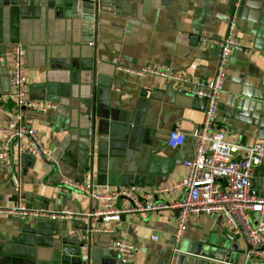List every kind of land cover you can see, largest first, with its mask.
Wrapping results in <instances>:
<instances>
[{
  "label": "crops",
  "instance_id": "0c3cea01",
  "mask_svg": "<svg viewBox=\"0 0 264 264\" xmlns=\"http://www.w3.org/2000/svg\"><path fill=\"white\" fill-rule=\"evenodd\" d=\"M97 43L81 40L79 19L56 16L31 0H0V127L15 114L8 70L11 45L26 51L27 97L46 100L55 108H22L20 125L42 136L49 156H18L0 162V206L33 203L31 209L49 212L63 208L90 209L96 201L87 194L64 189L63 177L82 180L92 174L95 190L106 193L121 186H136L145 193L169 185L186 172L183 159L194 149L191 132L200 125L205 106L163 78L139 74L150 66L170 67L191 76L197 84L214 74L218 41L226 32L233 0H98ZM237 38L227 64L216 121L229 141L264 146V0H241ZM193 66V67H192ZM110 79V105L144 111V129L135 143L122 127L110 136L103 123H92V78ZM263 103L261 113L239 108L237 100ZM101 120L111 124L106 116ZM117 122V121H115ZM107 123V124H108ZM177 129L183 143L171 148L167 133ZM132 135V134H131ZM4 138L0 131V141ZM139 180L141 185L134 181ZM19 183V191L13 183ZM264 187V157L250 180V191L260 196ZM176 196L161 197L172 201ZM155 201H158L156 199ZM127 206L125 200L116 202ZM28 208V207H27ZM174 210L123 214L117 222H97L110 232L91 230V243L100 255L116 238L130 241V264H165L174 230ZM78 221L0 215V264H49L55 240L69 235ZM157 235L160 240L150 237ZM209 238L236 244L232 264H243L246 243L223 216L190 217L182 240ZM180 241V242H181ZM111 250V249H110ZM102 263V259L97 261Z\"/></svg>",
  "mask_w": 264,
  "mask_h": 264
},
{
  "label": "built area",
  "instance_id": "2783aa9c",
  "mask_svg": "<svg viewBox=\"0 0 264 264\" xmlns=\"http://www.w3.org/2000/svg\"><path fill=\"white\" fill-rule=\"evenodd\" d=\"M241 0H233L227 16L226 32L218 41L219 54L214 74L197 84L191 82L188 73L173 70L170 67L150 66L138 70L139 74H151L165 79L179 90L190 96L200 95L206 98L202 122L192 130L194 149L183 159L185 174L169 185L153 188L145 193L136 186H121L106 193L95 190L92 174L87 172L82 180L63 177L64 189L87 194L96 201L90 209L63 208L49 212L25 207L23 204L0 206V215L12 214L31 218H64L83 223H91L90 231L110 232L111 229L95 225L97 222H117L121 215L129 213H147L158 209L174 210L175 225L171 241L177 245L190 217L219 214L223 216L232 230L242 234L246 249L243 264H264V197L251 193L249 185L255 168L264 157V146L256 142L251 146L229 141L227 131L216 121L218 102L223 83L227 75V64L233 50L240 46L237 38L238 8ZM11 64L8 70L10 97L15 104L14 117L0 131L4 138L0 141V162L7 165L13 153L49 156V151L39 132L31 127L20 125L22 108L47 111L55 104L46 100L27 97L29 81L26 69V51L21 43L11 45ZM193 67V66H192ZM5 107L0 104V112ZM184 135L177 129L167 133L169 147H178L183 143ZM13 189L19 191V183H13ZM176 196L172 201H162L161 197ZM158 199V201H155ZM119 200H125L127 206H118ZM151 240L160 237L152 235ZM109 248L115 251L122 262H127L134 251L133 244L122 238L111 241Z\"/></svg>",
  "mask_w": 264,
  "mask_h": 264
},
{
  "label": "water",
  "instance_id": "95a60500",
  "mask_svg": "<svg viewBox=\"0 0 264 264\" xmlns=\"http://www.w3.org/2000/svg\"><path fill=\"white\" fill-rule=\"evenodd\" d=\"M36 4L53 10L56 16H69L79 19L82 29L81 40L87 43H97V11L98 0H31ZM92 78V123L95 125V118L99 123H103L104 131H109L110 136L122 127L127 130L128 139L136 143L141 134L146 136L151 133L148 128L144 129V111L139 109L126 110L110 105L108 91L110 90V79H104L93 72ZM193 102L202 101L206 106V98L200 95L192 96ZM238 107L250 112L261 113L263 103H247L243 98L237 100ZM111 120V124L101 120L104 117ZM117 121V122H115ZM108 123V124H107ZM24 125V122H22ZM132 134V135H131ZM135 184L141 185L139 180ZM263 186H261L262 188ZM261 196L264 197V187ZM96 203V202H95ZM33 203L28 204L31 208ZM91 223L78 221V227L69 235L57 238L53 243L49 264H99L102 259L105 264H130L122 262L115 251L106 249L100 255L91 246ZM242 236V234H240ZM243 237V236H242ZM236 244L216 243L209 238H199L197 240H182L177 245L171 243L168 253V260L165 264H232L231 258L235 252H239Z\"/></svg>",
  "mask_w": 264,
  "mask_h": 264
},
{
  "label": "rangeland",
  "instance_id": "374dc122",
  "mask_svg": "<svg viewBox=\"0 0 264 264\" xmlns=\"http://www.w3.org/2000/svg\"><path fill=\"white\" fill-rule=\"evenodd\" d=\"M235 254H238V252H235L234 255L232 256V258H231V261H232V262L235 261ZM261 264H262V263H261Z\"/></svg>",
  "mask_w": 264,
  "mask_h": 264
}]
</instances>
